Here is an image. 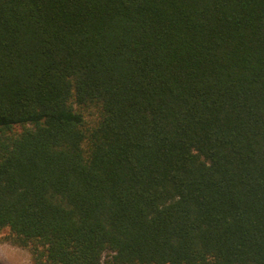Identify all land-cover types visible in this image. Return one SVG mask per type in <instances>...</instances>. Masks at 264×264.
Listing matches in <instances>:
<instances>
[{
    "label": "trees",
    "instance_id": "1",
    "mask_svg": "<svg viewBox=\"0 0 264 264\" xmlns=\"http://www.w3.org/2000/svg\"><path fill=\"white\" fill-rule=\"evenodd\" d=\"M2 240L264 264V0H0Z\"/></svg>",
    "mask_w": 264,
    "mask_h": 264
},
{
    "label": "rangeland",
    "instance_id": "2",
    "mask_svg": "<svg viewBox=\"0 0 264 264\" xmlns=\"http://www.w3.org/2000/svg\"><path fill=\"white\" fill-rule=\"evenodd\" d=\"M0 264H33L31 253L27 248L0 241Z\"/></svg>",
    "mask_w": 264,
    "mask_h": 264
}]
</instances>
